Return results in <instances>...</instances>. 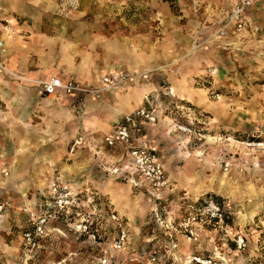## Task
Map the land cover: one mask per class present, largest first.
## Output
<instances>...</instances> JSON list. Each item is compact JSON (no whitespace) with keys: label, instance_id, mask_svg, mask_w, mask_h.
Segmentation results:
<instances>
[{"label":"rangeland","instance_id":"374dc122","mask_svg":"<svg viewBox=\"0 0 264 264\" xmlns=\"http://www.w3.org/2000/svg\"><path fill=\"white\" fill-rule=\"evenodd\" d=\"M238 1L158 0L125 7L131 21L149 20L152 8L159 12V68L99 100L81 93L68 98L71 115H48L47 147H0V264H264V0H250L240 32L229 28L218 38ZM65 3L64 9L74 6ZM90 5L104 14L120 11L110 0ZM172 15L190 28V47L170 33ZM129 89L128 98L139 104L126 114L146 106L155 117L139 125L130 145L150 149L162 164L168 185L159 198L127 182L119 169L127 163L124 148L106 147L108 131L86 123L95 102L114 104L112 94ZM72 122L79 123L73 132L78 143L64 140L62 147L65 137L73 138ZM46 150H58L60 162L24 161ZM37 181L44 185L36 187ZM54 184L69 193L63 209L53 205ZM206 202L220 207L222 222L205 215ZM43 212L52 214L47 235L31 250L23 236L32 228L31 214ZM112 215L127 232L121 249L114 247ZM240 237L244 248L236 244Z\"/></svg>","mask_w":264,"mask_h":264},{"label":"crops","instance_id":"0c3cea01","mask_svg":"<svg viewBox=\"0 0 264 264\" xmlns=\"http://www.w3.org/2000/svg\"><path fill=\"white\" fill-rule=\"evenodd\" d=\"M64 2L71 3L73 8L64 9ZM92 2L94 0H0V41L5 49L0 52V64L7 72L0 70V147H47L43 144V135L48 115H71L65 106H70L72 102L68 98L71 97L62 92L51 96L42 93L41 84L51 78L61 83L74 80L96 86L110 71L137 73L159 68L156 45L161 28L159 18L155 17L159 12L152 8L149 20L131 21L124 10L129 3L157 5L158 0H110L119 5L120 11L106 14L92 10ZM238 2L232 4L226 15ZM168 13L170 17L171 11ZM163 17L166 19L165 14ZM172 17L170 33L178 42H184L183 47H190V28L181 23L179 16ZM168 22L170 20L165 23L167 27ZM132 89L124 95L114 92L111 96L114 104L95 102L91 108L95 115L86 122L89 129L108 131L106 136L111 134L113 123L139 104L136 99L128 98ZM111 109L122 114L114 116ZM78 124L72 122L71 137L74 131L77 133ZM97 133L100 132L95 136ZM69 139L78 142L74 137H65L62 147L64 140ZM90 140L94 141V137ZM58 153V150H46L36 156L31 152L24 161L30 164L37 160L39 163L60 162L63 155L58 157ZM32 168L26 172L30 174ZM12 170L14 172L15 168Z\"/></svg>","mask_w":264,"mask_h":264},{"label":"built area","instance_id":"2783aa9c","mask_svg":"<svg viewBox=\"0 0 264 264\" xmlns=\"http://www.w3.org/2000/svg\"><path fill=\"white\" fill-rule=\"evenodd\" d=\"M250 0H239L233 9L228 14L224 25L217 30L216 35L218 38L225 36L227 29L233 28L237 31L245 27V10L250 6ZM232 30V29H231ZM0 52H5L3 43L0 41ZM0 70H6L0 64ZM7 73V72H6ZM138 79H147L145 73H124V72H110L102 76L98 86L83 85L79 82L71 80L66 83H61L57 79L51 78L47 82L41 84V91L45 96H51L57 92H62L65 96H75L77 94H84L91 96L94 99H101V94L117 89L128 83H132ZM143 121L155 122V117L146 108V106L138 107L135 111L125 114L122 118L117 120L112 125V133L104 137L103 144L112 148L121 146L125 150V157L127 163L123 165L121 172L127 174V182L137 189H144L150 195L159 198L163 190L168 185V180L164 173L162 164L160 163L157 155L146 147L131 146V140L134 138V133L137 131L139 125ZM78 143V142H75ZM119 169L111 167L110 171L114 173L119 172ZM52 193L54 195L53 205L56 208L63 209L69 204V193L66 189L57 191V187L52 185ZM205 215L213 221L222 222V210L213 202H206L203 207ZM32 228L25 232L23 238L29 249L36 248L39 244L38 241L47 235V226L52 217V214L43 212L40 215H32ZM111 219L117 224V237L114 241V247L121 249L126 245L127 232L123 228L118 218L115 215ZM83 233L91 235L94 239L95 235L90 232L87 225L82 224ZM239 248H244V240L240 237L236 241ZM153 262L156 260L153 256Z\"/></svg>","mask_w":264,"mask_h":264},{"label":"bare ground","instance_id":"6f19581e","mask_svg":"<svg viewBox=\"0 0 264 264\" xmlns=\"http://www.w3.org/2000/svg\"><path fill=\"white\" fill-rule=\"evenodd\" d=\"M114 72H118V70L117 71H114ZM110 73V72H109ZM118 73H120V72H118ZM137 74V73H136ZM139 74V73H138ZM174 91V90H173ZM189 95H191L190 93H189ZM178 96H180V99H184V98H182V96L180 95V94H178ZM192 96V95H191ZM191 96H188L187 97V99L188 100H190V101H193L192 100V98H191ZM194 98V97H193ZM105 107H106V105H105ZM115 108V107H114ZM111 112H112V114L114 115V116H120L122 113L120 112V111H118V110H114V109H111ZM37 186L39 187V188H41L43 185H44V183L42 182V181H37ZM26 194H24V196H25ZM137 204V203H136ZM250 216H253V212H251L250 213ZM132 218V217H131Z\"/></svg>","mask_w":264,"mask_h":264},{"label":"trees","instance_id":"16d2710c","mask_svg":"<svg viewBox=\"0 0 264 264\" xmlns=\"http://www.w3.org/2000/svg\"><path fill=\"white\" fill-rule=\"evenodd\" d=\"M62 211V210H61ZM51 213H52V211H51Z\"/></svg>","mask_w":264,"mask_h":264}]
</instances>
